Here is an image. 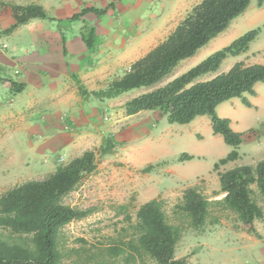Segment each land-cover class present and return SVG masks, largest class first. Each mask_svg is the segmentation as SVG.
<instances>
[{
    "label": "rangeland",
    "instance_id": "obj_1",
    "mask_svg": "<svg viewBox=\"0 0 264 264\" xmlns=\"http://www.w3.org/2000/svg\"><path fill=\"white\" fill-rule=\"evenodd\" d=\"M164 1L155 0L154 8L150 9L158 25L166 12ZM201 1L183 0L177 14L160 25L163 37ZM30 2L33 0H0V6L5 7L2 13H7L12 4ZM39 23L38 19L31 20L11 34L0 31V75L25 84L21 93L14 91L11 82L0 84V197L18 184L45 179L85 151H97L108 138L114 139L113 152L99 158L94 172L63 200L67 205L93 212L62 229L60 240L65 253L62 264H126L122 257L107 252L124 235L122 230L128 228L126 217L135 222L142 201L156 198L166 202L171 217L172 207L189 187H198L210 200L222 198L224 195L217 194L220 182L214 165L234 150L221 136H215L212 129L210 134L203 131V135L192 136L186 126L162 122L164 115L160 111L127 116L126 103L165 86L248 31L263 28L264 2L252 0L248 10L224 33L196 56L181 62L159 84L104 100L86 99L81 89L89 92L105 89L130 70L129 63L126 67L119 66L116 72L111 68L106 77L94 75L95 67L90 66L85 72L87 78H82L80 71L71 72L69 64H60L55 55L42 54ZM45 24L49 26L51 22ZM241 61L264 63V29L251 44L250 52L227 59L217 73L228 72ZM214 75L199 80H209ZM257 93L254 102L259 109L248 108L237 100L239 106L233 115L239 122L235 129L245 133L238 149V166L264 160V83L258 84ZM69 140L73 146L67 148ZM183 153L195 159L178 162ZM150 165L152 170L146 172ZM233 165L229 163L220 170ZM259 203L264 208V201ZM121 207H126V211ZM176 257L186 258L188 264H264V218L247 226L226 213L219 225L186 231L177 246ZM137 264L156 263L146 260Z\"/></svg>",
    "mask_w": 264,
    "mask_h": 264
},
{
    "label": "trees",
    "instance_id": "obj_2",
    "mask_svg": "<svg viewBox=\"0 0 264 264\" xmlns=\"http://www.w3.org/2000/svg\"><path fill=\"white\" fill-rule=\"evenodd\" d=\"M252 0H202L195 5L168 38L131 65L121 78L111 81L100 91L81 89L82 95L98 100L117 98L141 88H151L170 76L179 64L193 58L212 40L224 33L232 22L243 15ZM262 4L264 0H259ZM87 7L74 14L68 22L82 21L80 34L89 51L96 46V28L85 21V16L102 17L113 8ZM14 24L5 33L11 34L31 20H48L46 10L38 4L10 6ZM263 28H257L235 39L231 44L212 53L198 65L176 77L165 86L143 93L126 103L127 116L146 111H160L169 124L187 125L197 117L209 116L214 135L233 147L225 158L214 165L218 173L220 199L210 200L198 187L185 189L174 204L171 217L166 202L156 198L141 205L136 221L127 216L128 228L124 235L108 247L114 257H122L126 264H188L186 258H177L176 251L183 234L188 230L202 231L219 225L222 215L233 214L239 222L252 226L264 218V160L254 165L236 166L221 171L222 166L238 161V149L243 135L231 127V120L217 114V107L234 98L252 108L245 94L255 96L257 83H264V64L237 62L228 72L210 80L199 79L217 73L223 63L246 54ZM65 41V38L63 39ZM17 93L25 84L11 81ZM116 144L108 138L100 149L88 150L60 166L43 180H30L14 186L0 197V264H62L65 253L60 240L62 229L68 224L92 214V209L67 205L64 198L97 168L99 158L111 154ZM195 159L183 153L178 162ZM153 166H148L149 172ZM126 211V207H121Z\"/></svg>",
    "mask_w": 264,
    "mask_h": 264
},
{
    "label": "crops",
    "instance_id": "obj_3",
    "mask_svg": "<svg viewBox=\"0 0 264 264\" xmlns=\"http://www.w3.org/2000/svg\"><path fill=\"white\" fill-rule=\"evenodd\" d=\"M182 1L183 0L164 1L162 6L165 8L164 11L166 12L159 25L155 19L154 13L150 11V9L155 6V0H33V2L27 3V5L38 4L43 6L50 18L48 20H38L41 22L38 26L40 27L39 36L41 38L39 44L42 54L55 55L60 64H69L71 72L78 70L81 72L82 78H87L85 72L90 66L95 67L94 75L97 77L98 75L106 77L110 70L115 69L114 72L119 71L120 67H124L126 63H129L131 67L134 62L141 59L153 48L164 42L177 26H175V29L166 38H164L162 34L163 28L159 29V27L165 24L167 18L177 14L178 9L183 3ZM111 4H114V7L109 9L106 15L98 17L95 14H88L84 18L86 22L92 24L96 28L97 33L96 46L94 50L89 51L83 43L80 34L83 22L70 23L68 19L84 8L96 7L105 9ZM3 11H5V7L3 8L0 6V31L7 30L15 22L12 17L11 9H8L7 13H2ZM45 22H51V25L48 26ZM47 28L51 30L46 32L45 29ZM64 38L65 41L63 40ZM4 46L2 47L4 48ZM4 49L2 51H4ZM125 74L126 72L118 78L123 77ZM218 74L219 73H215L214 77ZM7 81L5 75H0V84ZM258 84L259 83L255 86V96L245 94V97L252 104L251 109H259L254 102V98L258 95ZM237 100L241 99L234 98L220 104L217 107V114L222 118L230 119L232 129L242 134L244 141L245 133L236 130L234 127L235 124L239 123L235 119V116H233L239 106ZM151 112L153 111L141 113ZM164 120H167L165 116L162 122ZM183 126L188 128L189 135L197 136L199 134L203 135V131L210 134L212 122L209 116H200L190 124ZM66 145L67 148L73 146L70 140ZM232 163L234 165L228 169L236 167L237 161ZM174 174L176 177L180 176L175 171ZM150 200L151 199L142 201L140 206Z\"/></svg>",
    "mask_w": 264,
    "mask_h": 264
},
{
    "label": "built area",
    "instance_id": "obj_4",
    "mask_svg": "<svg viewBox=\"0 0 264 264\" xmlns=\"http://www.w3.org/2000/svg\"><path fill=\"white\" fill-rule=\"evenodd\" d=\"M6 47V46H5Z\"/></svg>",
    "mask_w": 264,
    "mask_h": 264
}]
</instances>
